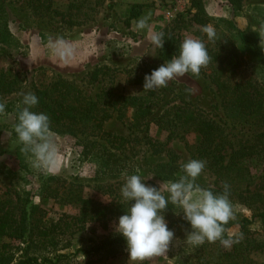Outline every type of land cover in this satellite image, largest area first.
I'll list each match as a JSON object with an SVG mask.
<instances>
[{
	"label": "rangeland",
	"instance_id": "374dc122",
	"mask_svg": "<svg viewBox=\"0 0 264 264\" xmlns=\"http://www.w3.org/2000/svg\"><path fill=\"white\" fill-rule=\"evenodd\" d=\"M235 1L241 5L238 12L230 9L228 0H200L208 18L205 27L192 20L196 9L190 8L191 0H52V9L41 15H32L24 0L0 1L4 10V17L0 19V70L14 74L23 72L29 81L19 90L0 94V197L16 199L23 192H29L32 202L44 209V218L49 222L56 221L64 212L70 214L75 210L67 203L40 198V186L46 178H58L65 185L80 184L83 197L101 203H107L115 196L120 200L136 199L133 207L140 212L138 216H115L105 228L98 223H89L83 230L64 238L62 253L73 254L78 248L94 247L114 237L131 236L145 228L156 230L151 236L139 237L126 245L85 256L74 253L55 264L86 261L91 264H175L176 261L204 264L199 262L202 252L197 259V246L205 244L207 253L217 245L228 249L232 239L239 237L238 225L214 232L194 228L161 231L171 218L188 216L229 222L242 216L250 217L252 211L231 200L213 201L203 188L196 187V183L202 186L220 183L191 155L185 140L175 138L166 142L165 132L154 123L144 125L132 134L116 114L104 123L105 130L130 138L137 165L131 171L102 177L95 175L94 164L80 161L79 149L72 138L48 130L31 139L30 146H34L36 152L35 160L31 161V147L25 145L26 150L18 152L17 124L18 110L23 116L24 111L32 109L30 84L39 68L78 82L88 95L93 96L101 84L91 81L90 72L98 67H108L117 73L113 86L127 94L138 89L126 82V69L162 64L160 46L164 30L176 33L181 27V40L194 48L201 40L204 44L208 40L215 44L226 36L232 38L223 18H233L238 29L258 30L264 44V0ZM133 4L142 6L136 8L139 12L136 18H129ZM69 20L75 23L70 24ZM211 31H216V35L209 39ZM197 62L196 52L191 65L195 66ZM201 68L205 73L209 71L206 65ZM205 73L190 71L178 57L164 65L160 78L161 85L167 88L166 94L151 117L157 116L168 105L188 102L222 122L229 128L226 132L249 138L254 129L238 125L237 119L226 115L221 99ZM125 115L131 118L132 109L128 108ZM149 140L154 145H150ZM187 140L192 141L190 137ZM159 143L166 145L157 147ZM169 149L175 156L174 162L182 167L181 173L160 176L155 168L173 156ZM109 184L117 186V192H111L107 188ZM162 200L171 201V205L158 209V202ZM248 232L264 241L263 224L254 222L248 226ZM6 240L13 246L22 245L18 240ZM189 246H192L191 250H188ZM43 254L54 258V252ZM251 256L258 264H264V251H254Z\"/></svg>",
	"mask_w": 264,
	"mask_h": 264
},
{
	"label": "trees",
	"instance_id": "16d2710c",
	"mask_svg": "<svg viewBox=\"0 0 264 264\" xmlns=\"http://www.w3.org/2000/svg\"><path fill=\"white\" fill-rule=\"evenodd\" d=\"M24 1L32 15H41L52 9V0ZM228 3L233 12L240 11L238 1L228 0ZM141 6L131 5L129 18H136L139 14L136 8ZM190 8L196 9L192 20L205 27L208 18L202 11L200 0H191ZM3 17L4 10L0 7V19ZM223 21L232 32V38L226 36L215 44L210 40L204 44L201 40L194 48L181 40V27L176 33L164 30L160 46L163 65L124 71L126 82L137 87L135 92L126 94L123 89L115 88L113 81L117 73L108 67H98L90 72L91 81L101 84L93 96L72 79L46 73L43 68L37 69L30 84L32 109L24 111L23 116L18 110V152H24L25 145L31 147L33 152L29 158L34 161L36 152L30 141L48 130L72 138L79 149L80 161L94 164L97 177L127 172L137 165L130 138L105 130L104 123L116 114L127 125L130 134L154 123L165 132L166 142L175 138L185 140L191 155L220 183L218 186H202L195 182L196 187L203 188L213 201L231 200L252 211L250 217L242 216L229 222L188 216L171 218L161 231L194 228L214 232L238 225L240 235L232 239L230 248L217 245L211 247L208 254L204 248L206 245L202 244L197 246V259L202 252L199 262L204 264H258L251 255L257 250L264 251V241L252 237L248 226L254 222L264 225V44L258 30L238 29L233 18H223ZM68 23L75 22L69 20ZM215 35L216 31H211L208 38ZM196 52L198 62L192 66ZM174 57L182 59L194 73H205L201 67H209L205 74L214 85L226 115L237 119L238 125L254 129L249 138L226 132L229 128L222 122L188 102L168 105L157 116L151 117L166 94L167 88L161 85V70ZM28 83L23 72L14 74L0 70V94L14 92ZM128 108L132 109L131 118L125 115ZM187 137L192 141L188 142ZM148 143L154 145L150 140ZM159 145L166 144L159 143L157 147ZM169 152L172 153L170 149ZM174 161L173 154L168 162L155 168L156 173L160 176L180 174L182 167ZM107 188L111 192L118 189L114 184ZM39 195L43 200L49 198L58 204L67 203L75 212H64L56 221L49 222L44 218V209L34 205L29 192H23L16 199L0 197V264H55L74 253L82 256L97 254L156 232L153 228H145L131 236L114 237L94 247L78 248L73 254L62 253L64 238L83 230L89 223H98L105 228L115 216H138L140 212L133 207L136 199L120 200L115 196L107 203L97 202L82 196L80 184L65 185L55 177L44 179ZM169 205L171 201H159L158 209L163 210ZM6 239L18 240L22 245L13 246ZM191 248L189 246L188 250ZM43 252H54V258L44 256ZM175 264L181 262L176 261Z\"/></svg>",
	"mask_w": 264,
	"mask_h": 264
}]
</instances>
